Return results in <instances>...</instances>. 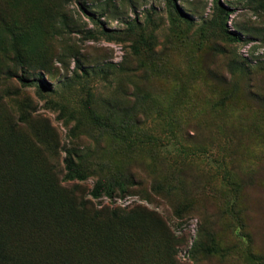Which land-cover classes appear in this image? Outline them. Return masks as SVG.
Wrapping results in <instances>:
<instances>
[{
    "label": "rangeland",
    "instance_id": "obj_1",
    "mask_svg": "<svg viewBox=\"0 0 264 264\" xmlns=\"http://www.w3.org/2000/svg\"><path fill=\"white\" fill-rule=\"evenodd\" d=\"M0 264H264V0H0Z\"/></svg>",
    "mask_w": 264,
    "mask_h": 264
},
{
    "label": "trees",
    "instance_id": "obj_2",
    "mask_svg": "<svg viewBox=\"0 0 264 264\" xmlns=\"http://www.w3.org/2000/svg\"><path fill=\"white\" fill-rule=\"evenodd\" d=\"M66 168L69 172V175H73L75 177H78L80 176L78 173H77V170H76V166L73 164L72 162V159L70 157H67L66 159ZM100 187L96 186L94 189H93V194H96V192L99 190Z\"/></svg>",
    "mask_w": 264,
    "mask_h": 264
}]
</instances>
